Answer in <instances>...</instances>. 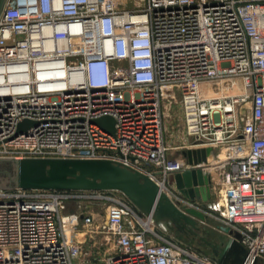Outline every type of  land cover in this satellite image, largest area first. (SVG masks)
Here are the masks:
<instances>
[{
    "label": "built area",
    "instance_id": "1",
    "mask_svg": "<svg viewBox=\"0 0 264 264\" xmlns=\"http://www.w3.org/2000/svg\"><path fill=\"white\" fill-rule=\"evenodd\" d=\"M165 102L180 106L182 149L224 154V203L215 191L210 202L240 235L242 264H264V0H6L0 159L108 160L208 215L173 182L207 165L169 156ZM105 116L113 134L94 122ZM87 240L99 241L97 264H219L118 191L0 188V264H94Z\"/></svg>",
    "mask_w": 264,
    "mask_h": 264
},
{
    "label": "water",
    "instance_id": "2",
    "mask_svg": "<svg viewBox=\"0 0 264 264\" xmlns=\"http://www.w3.org/2000/svg\"><path fill=\"white\" fill-rule=\"evenodd\" d=\"M109 134L114 133V120L105 116L94 121ZM23 121L17 133L32 126ZM213 153L211 148L186 149L181 156L189 164L207 165V157ZM8 169L0 171V188H19L23 190L56 191H118L143 215L172 230L188 226L196 229L197 221H204L206 215L193 208L179 209L168 197L159 193L156 184L147 176L130 171L108 160L99 159H0ZM179 193L190 201H200L203 207L210 208L213 199L211 180L206 168L183 170L173 176ZM227 242L219 254L212 246L213 258L219 264H242L245 249L239 244L240 235L226 228ZM253 264H256L254 262Z\"/></svg>",
    "mask_w": 264,
    "mask_h": 264
},
{
    "label": "rangeland",
    "instance_id": "3",
    "mask_svg": "<svg viewBox=\"0 0 264 264\" xmlns=\"http://www.w3.org/2000/svg\"><path fill=\"white\" fill-rule=\"evenodd\" d=\"M210 92H208L209 94ZM211 95V93H210ZM163 138L166 147L169 148V156H177L181 154L183 145L189 143V138H187L183 131V122L180 111V106L177 103L168 104L165 102L163 104ZM220 155V156H218ZM224 154L219 151H214L209 158L210 161L207 162L206 170L211 172V176L214 183H218V178L221 174L219 161L222 160ZM8 169L7 164L0 163V171ZM217 179V180H216ZM216 183V184H217ZM213 185V183L211 184ZM214 189V188H213ZM214 191V190H213ZM205 212L208 214L204 221H197L196 229L184 226L181 229L173 227L172 230L164 228L161 225L154 223L155 228L164 235H169L177 239L179 242L190 246L203 254L213 257L212 246H216L219 254L227 242V234L221 230V223L217 220V215L219 213L217 207L212 205L210 208L204 207ZM95 212L99 214V219L103 217V210L99 208L95 209ZM77 231L83 232L82 227H78ZM74 239L77 241H83L85 239L84 234L75 233ZM99 241H89L87 240L84 251L87 253L86 259L89 262L97 264V260L101 257V247L99 248ZM85 259V260H86Z\"/></svg>",
    "mask_w": 264,
    "mask_h": 264
},
{
    "label": "bare ground",
    "instance_id": "4",
    "mask_svg": "<svg viewBox=\"0 0 264 264\" xmlns=\"http://www.w3.org/2000/svg\"><path fill=\"white\" fill-rule=\"evenodd\" d=\"M210 95V94H208ZM208 161H210V159L208 158ZM214 191L215 193H217V195H219L220 199H221V202L224 203V200H223V197H222V191H221V188L220 186L217 184V185H214Z\"/></svg>",
    "mask_w": 264,
    "mask_h": 264
},
{
    "label": "crops",
    "instance_id": "5",
    "mask_svg": "<svg viewBox=\"0 0 264 264\" xmlns=\"http://www.w3.org/2000/svg\"><path fill=\"white\" fill-rule=\"evenodd\" d=\"M178 155H181V154H178ZM178 155H177V156H178ZM210 157H211V156L207 157V160H208V158H210ZM208 162H209V161H208ZM207 174H208L209 177H211V178L213 179V176H211V172L207 171ZM216 180H217V179H216ZM220 181H221V177L219 176V178H218V183H217V182H216V183L219 185V182H220ZM212 183H213V185H211V193H214V191H213V190H214V189H213L214 187H213V186H214V185H217V184L214 183L213 180H211V184H212ZM210 203H211V202H210Z\"/></svg>",
    "mask_w": 264,
    "mask_h": 264
},
{
    "label": "flooded vegetation",
    "instance_id": "6",
    "mask_svg": "<svg viewBox=\"0 0 264 264\" xmlns=\"http://www.w3.org/2000/svg\"><path fill=\"white\" fill-rule=\"evenodd\" d=\"M5 2H6V0H0V14L2 12L4 5H5Z\"/></svg>",
    "mask_w": 264,
    "mask_h": 264
}]
</instances>
